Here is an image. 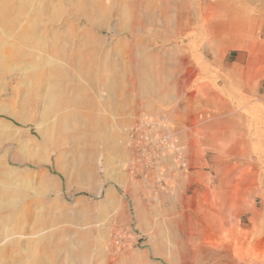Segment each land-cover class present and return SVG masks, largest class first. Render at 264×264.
<instances>
[{"label": "rangeland", "instance_id": "rangeland-1", "mask_svg": "<svg viewBox=\"0 0 264 264\" xmlns=\"http://www.w3.org/2000/svg\"><path fill=\"white\" fill-rule=\"evenodd\" d=\"M2 5L0 264H264V0Z\"/></svg>", "mask_w": 264, "mask_h": 264}, {"label": "built area", "instance_id": "built-area-1", "mask_svg": "<svg viewBox=\"0 0 264 264\" xmlns=\"http://www.w3.org/2000/svg\"><path fill=\"white\" fill-rule=\"evenodd\" d=\"M130 138L136 163L141 162L145 169L161 168L164 155L172 150L175 161L186 167L181 148L172 144L170 136L162 131L161 123L137 122L131 130Z\"/></svg>", "mask_w": 264, "mask_h": 264}, {"label": "crops", "instance_id": "crops-1", "mask_svg": "<svg viewBox=\"0 0 264 264\" xmlns=\"http://www.w3.org/2000/svg\"><path fill=\"white\" fill-rule=\"evenodd\" d=\"M258 83V91L260 92V88H262L263 79L257 82Z\"/></svg>", "mask_w": 264, "mask_h": 264}, {"label": "bare ground", "instance_id": "bare-ground-1", "mask_svg": "<svg viewBox=\"0 0 264 264\" xmlns=\"http://www.w3.org/2000/svg\"><path fill=\"white\" fill-rule=\"evenodd\" d=\"M3 5H5V4H3ZM2 5V6H3ZM5 8V6H3V8H1L0 9V13H2L3 12V9ZM1 15H4V14H1ZM19 120V119H18ZM20 122H23V123H25L24 121H22V120H19ZM171 222H172V220H171ZM188 240H190V237L188 236Z\"/></svg>", "mask_w": 264, "mask_h": 264}]
</instances>
